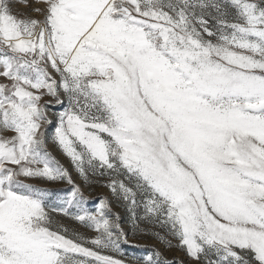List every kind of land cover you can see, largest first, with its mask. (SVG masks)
I'll list each match as a JSON object with an SVG mask.
<instances>
[{
    "label": "snow or ice",
    "instance_id": "snow-or-ice-1",
    "mask_svg": "<svg viewBox=\"0 0 264 264\" xmlns=\"http://www.w3.org/2000/svg\"><path fill=\"white\" fill-rule=\"evenodd\" d=\"M17 2L0 0V264H169L117 258L119 213L48 150L56 107L52 140L133 235L264 264V0H33L42 19ZM31 179L72 187L52 201Z\"/></svg>",
    "mask_w": 264,
    "mask_h": 264
},
{
    "label": "rangeland",
    "instance_id": "rangeland-1",
    "mask_svg": "<svg viewBox=\"0 0 264 264\" xmlns=\"http://www.w3.org/2000/svg\"><path fill=\"white\" fill-rule=\"evenodd\" d=\"M33 6V0H29V7H25L21 3H14V11L18 14L24 13L26 16H33L38 19H42L38 14L32 12L30 8ZM37 7L43 5H34ZM2 71V68H0ZM2 82V80H0ZM63 95V94H62ZM51 98L45 96L44 100L48 101ZM53 103H55L53 101ZM59 107L50 108L49 115L53 119V125H49L48 127V135H49V152L52 153L53 156L56 157L60 161V163L68 169L70 174L72 175L73 179L75 180L76 184L80 185L84 196L87 200L86 206L90 210H95L98 206L101 199H106L112 204V211L114 213H119L121 217V224L122 227L126 232L129 233V240L127 244H122L121 248L123 249V256H118L117 258L125 259L126 261H131L134 258H142L147 256L153 250L160 251L163 256L169 261V264H195V262L187 256L185 251H183L180 247L176 246L177 241L172 240V245L169 247L160 239H157L151 232L148 233H140L133 235L132 234V224L129 219V213L127 212L126 208L116 202L115 197L111 194L109 188L106 186L107 180L102 178H92L89 183H85L83 178L80 177L79 173L76 169L71 165L69 159L61 152L58 146L52 140V135L54 133L55 128V113L61 111ZM11 135V133H8ZM28 182L33 183L36 187L47 189L52 193L51 200L55 201L58 198L67 196L71 190V185H69L66 181H58V182H51L46 180L40 179H31ZM60 222L65 226L68 227L70 230H75L80 232L86 237H91L94 233L87 228H84L82 225L78 224L77 222L67 218V217H58ZM156 231H160L163 233V229H156Z\"/></svg>",
    "mask_w": 264,
    "mask_h": 264
}]
</instances>
